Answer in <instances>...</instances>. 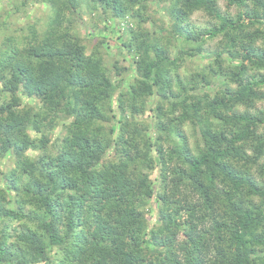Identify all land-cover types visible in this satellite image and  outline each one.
Instances as JSON below:
<instances>
[{
    "label": "trees",
    "instance_id": "obj_1",
    "mask_svg": "<svg viewBox=\"0 0 264 264\" xmlns=\"http://www.w3.org/2000/svg\"><path fill=\"white\" fill-rule=\"evenodd\" d=\"M31 1L0 41V264H264V0Z\"/></svg>",
    "mask_w": 264,
    "mask_h": 264
},
{
    "label": "rangeland",
    "instance_id": "obj_2",
    "mask_svg": "<svg viewBox=\"0 0 264 264\" xmlns=\"http://www.w3.org/2000/svg\"><path fill=\"white\" fill-rule=\"evenodd\" d=\"M20 1L21 0H0V20L5 19L8 16L9 13L11 15L9 17L8 24L7 25H4L3 27L0 28V41L2 39V36H3V32L4 31L7 30L9 32H12L14 29H16L19 26L23 25L27 21V19H30L33 16L43 17L46 14V12H47L46 6L44 4L38 3V2H32L31 1V4L29 5V7H30L29 13H20V12L17 13V12H15V8L17 7V5L20 4ZM221 5L224 8V2H222ZM160 14H162V15L164 14V10L162 8L160 10ZM84 18H85L86 25L90 27L91 22L93 21V17L90 16V15H88L86 13L85 16H84ZM193 21L196 24L201 25V26H204V25H206L209 22L208 17L206 15H204V13H202V12L195 13L193 15ZM102 23L103 22L101 21V24ZM109 25H111V26L113 25L114 26V24H109ZM111 26L108 27L109 28L108 31L111 30ZM87 29L89 30L90 28H87ZM97 32L99 33V29L96 27L95 28V33H97ZM120 32L122 34V31H120ZM81 33H82L83 36H86L87 35L86 34L87 33L86 32V28L83 29V30H81ZM123 33H124V29H123ZM92 36H93V34H89V37H92ZM114 37H116V36H114ZM119 41H120V39H118V41H116V43H113V47H117V44L119 43ZM213 44L214 43L207 44L205 46L206 49L208 51L213 50L214 49V48H212L213 47ZM120 53H122V54H120ZM113 54L115 56H119V57L122 56L123 57L124 56V51L118 52V51L115 50L113 52ZM212 57L213 56H210V58H212ZM188 59H189V57H186L185 60H188ZM129 61H131L130 63H132V58ZM193 61H194V66H195L196 69L202 67V65L207 62L206 58H204L201 55H199L198 57H196ZM190 68L191 67H189L187 65V63H184L183 66L180 67V69L178 71L179 72V75H181V76L187 75L188 74V70H190ZM130 75H133V74H130ZM25 101H27L26 98H25ZM68 121H69V118H64L61 121V124L60 125H56L54 127V129L52 130L51 137L56 136V135H59L63 131V126L62 125L64 123L68 122ZM30 132L33 133L32 131H30ZM29 153L33 155V154H37L38 151H36V150H29ZM8 162L9 161H7L5 163V165H7ZM157 177H158V172H154L152 174V178L153 179H156ZM151 221L153 222L154 219L152 218Z\"/></svg>",
    "mask_w": 264,
    "mask_h": 264
}]
</instances>
